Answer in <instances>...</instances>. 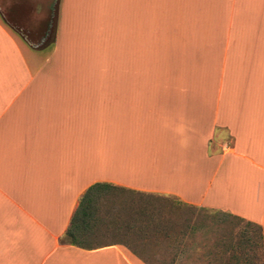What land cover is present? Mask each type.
<instances>
[{
    "label": "crops",
    "instance_id": "crops-1",
    "mask_svg": "<svg viewBox=\"0 0 264 264\" xmlns=\"http://www.w3.org/2000/svg\"><path fill=\"white\" fill-rule=\"evenodd\" d=\"M9 27L0 264H154L62 239L94 182L264 225V0H56L41 58Z\"/></svg>",
    "mask_w": 264,
    "mask_h": 264
},
{
    "label": "rangeland",
    "instance_id": "rangeland-1",
    "mask_svg": "<svg viewBox=\"0 0 264 264\" xmlns=\"http://www.w3.org/2000/svg\"><path fill=\"white\" fill-rule=\"evenodd\" d=\"M55 1L0 0L2 23L38 46L40 58L49 51ZM99 199L88 235L96 246L121 242L154 264H264V225L181 205L164 195L112 188Z\"/></svg>",
    "mask_w": 264,
    "mask_h": 264
},
{
    "label": "trees",
    "instance_id": "trees-1",
    "mask_svg": "<svg viewBox=\"0 0 264 264\" xmlns=\"http://www.w3.org/2000/svg\"><path fill=\"white\" fill-rule=\"evenodd\" d=\"M112 188L117 187L109 183L94 182L83 191L78 198L75 210L70 216L69 224L63 233L62 239L64 241L68 244L86 249L96 247V245L91 243L88 235L91 231V226L98 218L97 208L100 200L99 198H101L102 193ZM246 223L250 224L249 222Z\"/></svg>",
    "mask_w": 264,
    "mask_h": 264
}]
</instances>
